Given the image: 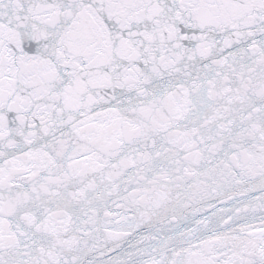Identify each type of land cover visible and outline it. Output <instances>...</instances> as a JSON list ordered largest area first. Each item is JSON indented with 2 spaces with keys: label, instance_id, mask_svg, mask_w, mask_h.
I'll use <instances>...</instances> for the list:
<instances>
[{
  "label": "snow or ice",
  "instance_id": "obj_1",
  "mask_svg": "<svg viewBox=\"0 0 264 264\" xmlns=\"http://www.w3.org/2000/svg\"><path fill=\"white\" fill-rule=\"evenodd\" d=\"M0 264H264V0H0Z\"/></svg>",
  "mask_w": 264,
  "mask_h": 264
}]
</instances>
